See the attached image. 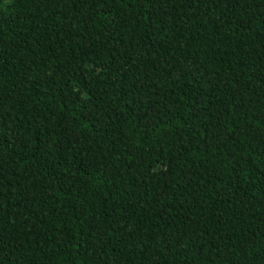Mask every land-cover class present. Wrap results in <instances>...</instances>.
Masks as SVG:
<instances>
[{"label":"trees","instance_id":"1","mask_svg":"<svg viewBox=\"0 0 264 264\" xmlns=\"http://www.w3.org/2000/svg\"><path fill=\"white\" fill-rule=\"evenodd\" d=\"M0 264H264V0H0Z\"/></svg>","mask_w":264,"mask_h":264}]
</instances>
